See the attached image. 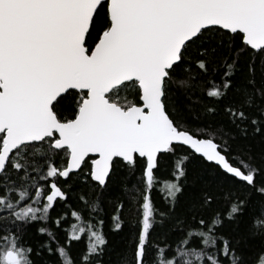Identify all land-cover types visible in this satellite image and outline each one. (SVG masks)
Instances as JSON below:
<instances>
[{
	"label": "snow or ice",
	"instance_id": "1",
	"mask_svg": "<svg viewBox=\"0 0 264 264\" xmlns=\"http://www.w3.org/2000/svg\"><path fill=\"white\" fill-rule=\"evenodd\" d=\"M0 264H264V0H0Z\"/></svg>",
	"mask_w": 264,
	"mask_h": 264
},
{
	"label": "trees",
	"instance_id": "2",
	"mask_svg": "<svg viewBox=\"0 0 264 264\" xmlns=\"http://www.w3.org/2000/svg\"><path fill=\"white\" fill-rule=\"evenodd\" d=\"M154 199H156L157 201H159V199H160L159 195L154 194ZM105 227L107 229V225Z\"/></svg>",
	"mask_w": 264,
	"mask_h": 264
}]
</instances>
